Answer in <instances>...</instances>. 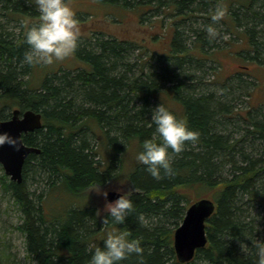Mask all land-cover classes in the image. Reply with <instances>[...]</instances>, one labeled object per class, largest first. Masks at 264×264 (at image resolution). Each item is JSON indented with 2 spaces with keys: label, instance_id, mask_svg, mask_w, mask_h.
I'll list each match as a JSON object with an SVG mask.
<instances>
[{
  "label": "trees",
  "instance_id": "1",
  "mask_svg": "<svg viewBox=\"0 0 264 264\" xmlns=\"http://www.w3.org/2000/svg\"><path fill=\"white\" fill-rule=\"evenodd\" d=\"M95 1L141 9L142 17L150 12L169 14L174 23L171 54L157 59L162 63L154 67L148 61L132 63L133 42L104 38V33L93 30V38L78 42L75 49L89 69L61 70L32 88L26 77L34 65L24 62L29 49L25 22L39 19L35 0H0L1 119H10L12 114L5 113L15 109L43 115V127L23 136L25 144L41 153L27 158L22 183L0 177V195L10 197L22 214L16 228L25 238L26 259L36 264H88L92 246L104 247L106 234L119 228L140 239L143 264H257L264 217L255 216L253 208L258 204L264 209V111L235 112L236 100L251 96L240 75L224 84L220 96L201 92L198 85L210 49L219 46L220 37L210 39L207 33L209 18L218 6L227 9L236 29L246 28L255 53L252 60L264 57V0ZM13 22L18 27L11 26ZM161 103L186 119L199 136L173 154L171 176L156 179L147 166L135 167L129 177L135 209L123 225L114 224L109 213L106 223L91 206L67 208L63 217L45 210V194L29 181L33 185L47 180L51 194L61 191L69 196L107 184L120 169L128 146L136 143L142 151L144 140L153 137L152 111ZM233 117L237 123L230 122ZM94 141L109 149L104 152L110 153L106 168L99 165ZM197 185L204 192L215 191L210 199L216 212L207 222L208 244L192 261L182 263L174 234L196 201L180 189ZM1 246L0 264H25ZM122 264L141 261L133 253Z\"/></svg>",
  "mask_w": 264,
  "mask_h": 264
},
{
  "label": "rangeland",
  "instance_id": "2",
  "mask_svg": "<svg viewBox=\"0 0 264 264\" xmlns=\"http://www.w3.org/2000/svg\"><path fill=\"white\" fill-rule=\"evenodd\" d=\"M71 6L77 14L80 21L81 35L79 43H85L93 38L91 31L104 33V38L117 39L119 41H130L134 45L130 51L132 63H141L139 61H148L151 66H157L162 63V60L171 54V42L174 35V23L169 14L163 12L148 13L146 16H141V9H122L102 4L95 0H71ZM231 13V12H230ZM212 17V16H211ZM210 24H215L220 35L218 40L219 46L209 48V57L204 61L206 67L205 72H200L202 77L198 87L201 92L214 93L217 96L222 94V89L225 83H233L235 76L240 75L245 81V85L249 87L251 96H242V100H236L235 112H245L250 108H259L264 111V57L258 60H252L251 56L255 53L252 46L249 44V35L246 28L236 29L230 19V15L226 12L224 18L220 21H213ZM199 20L202 24V19L194 18L193 21ZM225 20L226 23L223 21ZM39 19L27 18L25 29H28L32 24L38 23ZM230 25L231 30L228 29ZM18 23L13 22L11 26L18 27ZM261 35V34H260ZM227 36V39L224 37ZM261 39L262 36H260ZM193 42V40H190ZM74 53L62 61H56L52 65H34L29 79L32 88L42 86L46 78L50 75L59 73L61 70H76L78 68L89 69L84 62L78 59ZM199 57H203L199 55ZM259 61H262L261 64ZM141 65V64H140ZM140 66L136 68L137 73ZM232 80V81H231ZM175 104H173L174 106ZM13 110L6 112V115L12 114ZM1 119V112H0ZM233 119V120H232ZM231 123H237V118H232ZM95 126V124H94ZM97 128V129H96ZM97 131L99 128L95 126ZM101 132L99 133V135ZM100 139V137H99ZM99 151V165L101 168L108 166V155L105 151L104 144L100 141H94ZM109 152V151H108ZM140 149L136 143L128 146L120 169L117 170L114 178L105 185L95 186L86 190L78 196H69L65 192L51 194V184L46 181L43 183H34L29 181L33 188H37L38 193H44L46 199L45 210L50 212L51 216L63 217L67 208H85L88 206L94 207L97 210L99 217L104 220L109 213L106 205L107 198L102 194L103 191L119 190L123 194L129 196L135 191L129 181L130 174L135 167L140 163L137 160V155ZM6 175L5 170L0 166V177ZM10 179V177L8 176ZM183 195L187 196L192 202L199 198H211L215 195V191L204 190L200 186L187 187L180 189ZM0 195V245L3 248L7 246L9 252L16 254L22 263L36 264L26 259L25 238L24 235L17 230V226L22 223V214L19 208L14 204L10 197H2ZM264 198V197H263ZM185 200V199H184ZM255 216L264 217V209L258 204L253 208ZM49 217V216H48ZM108 231V230H107ZM107 236V234H106ZM103 236V237H106Z\"/></svg>",
  "mask_w": 264,
  "mask_h": 264
},
{
  "label": "clouds",
  "instance_id": "3",
  "mask_svg": "<svg viewBox=\"0 0 264 264\" xmlns=\"http://www.w3.org/2000/svg\"><path fill=\"white\" fill-rule=\"evenodd\" d=\"M35 4L40 14L39 22L32 24L26 32L29 49L24 54V62L52 65L74 53L81 35L80 21L71 6V0H35ZM226 12L225 7L218 6L212 13V20L220 21ZM207 33L210 39L220 35L215 24L207 25ZM224 38L227 39V36ZM152 121L155 123L153 137L144 140L143 150L136 158L147 166V171L153 177L162 179L163 175L174 174L173 154L181 153L186 142L195 141L199 133L189 127L186 119L178 118L162 103L153 109ZM5 143L14 145L16 140L9 133L0 132V146ZM102 194L107 198V191ZM106 208L112 222L123 225L134 211L135 204L128 194L122 193L114 202H108ZM108 220L109 217H105L106 223ZM131 236L129 230L113 228L107 233L104 247L92 246L94 250L88 264H122L133 253L139 256L143 264L144 248L139 238ZM257 255V264H264V241L257 242Z\"/></svg>",
  "mask_w": 264,
  "mask_h": 264
},
{
  "label": "water",
  "instance_id": "4",
  "mask_svg": "<svg viewBox=\"0 0 264 264\" xmlns=\"http://www.w3.org/2000/svg\"><path fill=\"white\" fill-rule=\"evenodd\" d=\"M43 127V115L40 112L15 109L10 119H0V132H7L16 143L0 146V166L7 176L17 183H22L24 166L31 154H40L41 150L28 146L23 136ZM122 193L110 191L108 202H114ZM216 212V203L209 198L194 202L188 209L182 224L174 234V248L180 262L187 263L194 259L199 249L208 244L207 222Z\"/></svg>",
  "mask_w": 264,
  "mask_h": 264
}]
</instances>
